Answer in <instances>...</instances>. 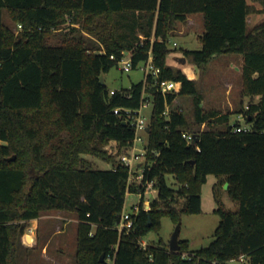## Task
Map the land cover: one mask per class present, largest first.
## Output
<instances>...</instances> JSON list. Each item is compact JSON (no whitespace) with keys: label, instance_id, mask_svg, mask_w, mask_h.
Returning a JSON list of instances; mask_svg holds the SVG:
<instances>
[{"label":"trees","instance_id":"obj_1","mask_svg":"<svg viewBox=\"0 0 264 264\" xmlns=\"http://www.w3.org/2000/svg\"><path fill=\"white\" fill-rule=\"evenodd\" d=\"M196 12L203 14L202 46L181 50L200 67L218 55L243 54L241 93L250 99L237 111L250 128L238 130L230 112L205 108L196 80L167 62L170 32ZM249 12L248 0H0V264L18 263L24 223L15 220L51 208L76 212L77 264H230L242 254L244 264H264V19L250 28ZM126 51L133 67L151 53L158 79L176 80L179 89L162 93L150 74L111 92L100 75ZM178 94L193 96L194 122L207 127L189 130L186 112L173 105ZM148 100L138 184L129 180V166L102 147L110 140L120 148L132 144L125 108ZM87 153L112 167L87 165ZM168 173L177 187L167 183ZM210 173L223 176L238 201L235 210L215 209L213 240L197 249L188 239L179 240V250L163 242L144 248L140 240L159 230L164 215L177 223L183 213L202 211ZM148 179L158 195L149 209L142 195L134 228L119 232L127 191L144 192Z\"/></svg>","mask_w":264,"mask_h":264},{"label":"rangeland","instance_id":"obj_2","mask_svg":"<svg viewBox=\"0 0 264 264\" xmlns=\"http://www.w3.org/2000/svg\"><path fill=\"white\" fill-rule=\"evenodd\" d=\"M259 2L264 7V0H259ZM252 10L253 5L250 4V11ZM5 15L7 16V13ZM192 15L194 16L191 24L188 21L178 22L176 28L170 32L168 45L172 50L168 54L167 62L181 68L188 77H194L193 79L196 80L198 87L205 95L202 102L205 108L215 107L223 112H230L231 123H239L243 128H250V123L246 121L244 115L237 111L241 106V102L248 103L249 101V96L241 93V70H236L237 67L242 68L243 66L242 53L233 52L216 56L201 67L192 63L189 57L183 63L172 58V55L176 52H181L180 55H182L183 51L181 49L184 47L198 49L202 46L198 36L204 29L203 14L196 12ZM7 20L10 21L9 18ZM11 26L16 33L19 31L20 27L18 25L11 24ZM104 76L108 89L112 91L130 87L133 82L143 80L144 71L141 67L124 70L122 63L119 62L111 67ZM173 105L183 108L186 112L190 131L207 127L205 123L199 127L194 122L193 96L178 94L173 101ZM152 107L151 100H148L143 107L142 115L146 117L147 121L150 119ZM139 144L136 151L140 150L141 144ZM130 146L120 148L115 140H110L102 148L107 150L109 154L119 157L121 154L129 152ZM85 157L88 162L87 165L93 167L111 168L113 164L94 154L87 153ZM139 159L144 160L145 155H141ZM138 171L139 168L136 164L131 174L133 179ZM166 178L171 187L178 186L172 173H168ZM222 179L223 176L214 173L208 174L206 182L202 184V211L183 213L181 216L182 223L179 238L188 239L190 249L206 246L213 240L215 228L220 221L219 214L215 212L217 207L222 206L233 210L238 207V201L231 197L227 189L228 185L226 186V182L221 183ZM157 195L158 191L155 187L145 191L142 202L143 207L149 209L151 200ZM140 199V192L127 191L124 209L133 210ZM182 201L183 199L180 198L177 205L181 206ZM15 222L24 223V232L16 238L17 264H77L75 252L78 218L75 211L58 208L45 209L37 218L15 220ZM175 226L176 222L172 217L164 215L161 218L159 230H150L143 237V240L147 244L157 245L163 242L169 245V238ZM59 229L62 231H59ZM230 264L240 263L237 260H231Z\"/></svg>","mask_w":264,"mask_h":264},{"label":"built area","instance_id":"obj_3","mask_svg":"<svg viewBox=\"0 0 264 264\" xmlns=\"http://www.w3.org/2000/svg\"><path fill=\"white\" fill-rule=\"evenodd\" d=\"M174 44H176V42H174ZM128 53L126 52V55L123 56L120 60V62L122 63V68L124 70H130L131 68H133L132 58ZM137 67H141L143 69L144 80H146L150 74L153 75L156 78L158 89L164 94L169 91L178 90L180 87V83L176 80L158 79L160 68L154 64L151 53L148 59L145 61H140L137 64ZM111 92H113V90ZM146 103L147 101L142 102L140 107L134 110L131 108H125L128 115L132 118V123L135 129V135H134L132 144L130 146L129 152L123 153L118 157V159L123 160L129 166V171H130L129 180L132 182L134 181L138 184L141 181H143V177H144V170H143L144 160L139 159V157L141 155H145L146 153V143H147L146 131H147V126H148V121L146 120V117L142 115L143 107L146 105ZM119 109H120L119 107L115 108V112H118ZM168 109H169V106L167 105L165 112H168ZM241 128L243 127L242 126L236 127V129L238 130ZM185 135L188 138L191 137V134L186 133ZM139 143L141 144V146L139 147L140 150L136 151V147ZM136 164L138 165L139 171L136 177L133 179L131 177V174ZM143 185H144V192L147 190H151L154 187V179L146 180L145 182H143ZM138 192L141 193V196L144 195V192H142V190H138ZM139 202H137L133 210L123 209L120 215V218L116 224V227L119 230V232H124V231L129 232L130 230L134 228L135 215L137 214L140 208ZM140 243L144 248L147 247L148 245L147 242L143 240V238L140 240ZM232 260H237L240 264H244L245 262H247V256L245 254H242L238 258L232 259Z\"/></svg>","mask_w":264,"mask_h":264},{"label":"crops","instance_id":"obj_4","mask_svg":"<svg viewBox=\"0 0 264 264\" xmlns=\"http://www.w3.org/2000/svg\"><path fill=\"white\" fill-rule=\"evenodd\" d=\"M248 3L249 4H251V5H253V10L252 11H250L249 13H248V25H249V27L251 28V27H253L255 24H257L258 22H260V21H262L263 19H264V7L260 4V2H259V0H252V1H250V0H248ZM193 16L194 15H192V14H190V15H188V17H187V20L186 21H188L190 24L192 23L191 21H192V19H193ZM202 33V32H201ZM200 33V34H201ZM199 34V35H200ZM199 37V36H198ZM199 39H200V37H199ZM202 43V42H201ZM180 53L181 52H176V53H174L173 55H172V58H174L176 61H179L178 59L179 58H181V56L182 55H184V54H182V55H180ZM219 56V55H218ZM186 59H187V57H186ZM180 62V61H179ZM184 61H182L181 63H183ZM240 67V66H239ZM237 67L236 68V70H238V71H242V68L240 67ZM233 69H235V68H233ZM232 69V70H233ZM240 73V72H239ZM190 77V76H189ZM190 78H194V77H190ZM259 96L257 95L256 96V99L258 98ZM249 99H250V96H249ZM244 103H247V102H244ZM59 231H62L61 229H59ZM62 251H64L63 249H62Z\"/></svg>","mask_w":264,"mask_h":264},{"label":"water","instance_id":"obj_5","mask_svg":"<svg viewBox=\"0 0 264 264\" xmlns=\"http://www.w3.org/2000/svg\"><path fill=\"white\" fill-rule=\"evenodd\" d=\"M128 52V51H126ZM180 62L182 61H185L186 60V56L185 55H182L181 58L178 59ZM100 79H101V82H105V79H104V74H101L100 75ZM149 129V125L147 126V130ZM9 160L11 159H15V155H12V156H9L8 157ZM228 185V182H226V186ZM181 223H182V218L181 216H179V219L176 223V226H175V229L171 235V237L169 238V249L170 250H179L180 249V238H179V235H180V230H181ZM102 259H104V255L102 254Z\"/></svg>","mask_w":264,"mask_h":264}]
</instances>
